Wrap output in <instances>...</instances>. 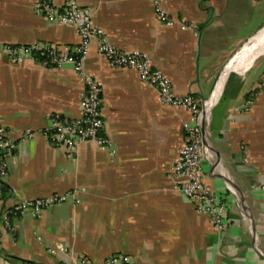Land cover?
I'll list each match as a JSON object with an SVG mask.
<instances>
[{"label": "crops", "instance_id": "obj_1", "mask_svg": "<svg viewBox=\"0 0 264 264\" xmlns=\"http://www.w3.org/2000/svg\"><path fill=\"white\" fill-rule=\"evenodd\" d=\"M78 1L115 46L146 51L176 93L211 98L203 169L228 204V226L217 231L168 175L190 112L164 104L135 69L111 67L96 39L86 69L102 84L112 145L83 142L74 158L51 145L44 134L50 115L80 116L84 83L71 63H15L3 46L76 45L79 33L37 14L36 0H0V122L16 138L28 128L36 132L19 140L10 159L0 264H104L114 253L129 255L131 264H264V90L254 91L264 61L233 63L264 27L257 0H163L165 11L195 22L196 30L160 22L150 0ZM68 190L74 196L41 217L13 213L15 230L5 227L2 213L16 201Z\"/></svg>", "mask_w": 264, "mask_h": 264}, {"label": "built area", "instance_id": "obj_2", "mask_svg": "<svg viewBox=\"0 0 264 264\" xmlns=\"http://www.w3.org/2000/svg\"><path fill=\"white\" fill-rule=\"evenodd\" d=\"M150 2L156 19L160 22L169 26L180 23L184 28L197 29L195 22L184 17L177 19L165 11L163 0H150ZM35 11L51 23L74 26L80 36V42L76 45H58L38 41L29 44L7 43L3 46L4 53L15 63L27 59L52 67H62L66 63H71L84 83L80 116L71 117L60 112L52 113L49 117L51 124L44 129L48 142L55 147L65 149L72 158L76 156L77 148L83 142H93L101 148L112 145L111 139L105 133L102 84L86 69L92 41L96 39L97 50L111 67L135 69L142 82L157 88L159 98L164 104L184 107L190 112L191 120L184 123L186 141L173 160L168 175L175 181V187L194 204L196 210L201 214H207L217 231H224L229 220L228 204L208 182L203 169V160L207 155L209 144L211 98L200 97L193 93H176L170 77L153 65L151 56L146 51L124 50L115 46L109 40L107 33L96 25L93 11L82 6L78 0H64L62 4H57L53 0H36ZM263 90L264 71L254 91ZM35 134L34 130L28 128L22 131L19 138H16L0 122V201H2L4 185L9 174L10 159L16 158L19 140L32 139ZM231 191L239 197V203L244 204L235 187H231ZM74 194V190H68L18 200L3 211L2 221L7 229L15 230L10 218L11 214H24L31 211L35 217L39 218L44 210L68 201ZM242 215L243 218L247 217L244 212ZM131 261V257L125 253H114L105 258L104 264H131Z\"/></svg>", "mask_w": 264, "mask_h": 264}, {"label": "bare ground", "instance_id": "obj_3", "mask_svg": "<svg viewBox=\"0 0 264 264\" xmlns=\"http://www.w3.org/2000/svg\"><path fill=\"white\" fill-rule=\"evenodd\" d=\"M262 55H264V29L243 48L242 52L238 57H236V60L233 63L244 65L245 63L251 62L254 58H258L259 56L261 57ZM220 86L217 88V94L219 93Z\"/></svg>", "mask_w": 264, "mask_h": 264}, {"label": "rangeland", "instance_id": "obj_4", "mask_svg": "<svg viewBox=\"0 0 264 264\" xmlns=\"http://www.w3.org/2000/svg\"><path fill=\"white\" fill-rule=\"evenodd\" d=\"M257 11H258L257 21H260L262 18H264V0H257ZM257 61L258 63L264 61V55H262L261 57L259 56Z\"/></svg>", "mask_w": 264, "mask_h": 264}, {"label": "trees", "instance_id": "obj_5", "mask_svg": "<svg viewBox=\"0 0 264 264\" xmlns=\"http://www.w3.org/2000/svg\"><path fill=\"white\" fill-rule=\"evenodd\" d=\"M8 191H9V188L6 186V184L4 185V194H3V196H2V199L3 198H5L6 197V195L8 194ZM19 215H21V214H19ZM24 263H26V264H39V263H37V262H34V261H28V260H25V261H23Z\"/></svg>", "mask_w": 264, "mask_h": 264}, {"label": "water", "instance_id": "obj_6", "mask_svg": "<svg viewBox=\"0 0 264 264\" xmlns=\"http://www.w3.org/2000/svg\"><path fill=\"white\" fill-rule=\"evenodd\" d=\"M263 29H264V27H263L261 30H259L258 32L261 33V31H262ZM259 33H258V34H259ZM258 34H257V35H258ZM234 186H235V185H234ZM235 187H236V186H235ZM239 195H240V199H241V201L243 202V201L245 200V199H244V196H243L240 192H239Z\"/></svg>", "mask_w": 264, "mask_h": 264}]
</instances>
